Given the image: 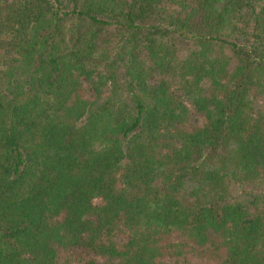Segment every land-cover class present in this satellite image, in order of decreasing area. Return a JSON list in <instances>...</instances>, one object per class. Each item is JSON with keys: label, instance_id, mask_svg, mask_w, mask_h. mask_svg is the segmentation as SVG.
I'll use <instances>...</instances> for the list:
<instances>
[{"label": "trees", "instance_id": "16d2710c", "mask_svg": "<svg viewBox=\"0 0 264 264\" xmlns=\"http://www.w3.org/2000/svg\"><path fill=\"white\" fill-rule=\"evenodd\" d=\"M0 264H264V0H0Z\"/></svg>", "mask_w": 264, "mask_h": 264}]
</instances>
